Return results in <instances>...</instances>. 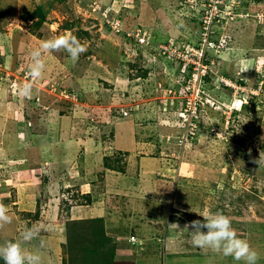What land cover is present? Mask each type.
<instances>
[{
	"label": "rangeland",
	"instance_id": "374dc122",
	"mask_svg": "<svg viewBox=\"0 0 264 264\" xmlns=\"http://www.w3.org/2000/svg\"><path fill=\"white\" fill-rule=\"evenodd\" d=\"M200 1L0 0V204L12 218L0 246L19 243L41 264H109L99 230L70 236L103 218L116 264H164L173 235L191 253L179 259L202 264L215 253L193 246L186 223L207 212L230 215L241 238L255 224L264 228V165L251 162L264 152V0H225L231 6L206 55L210 72L189 90L205 103L186 142L177 112L187 99L169 89L193 76L188 68L203 54L180 61L163 49L197 48L208 8ZM68 33L86 51L75 62L63 50L45 54L43 76L30 81L31 52ZM28 82L30 99L17 94ZM117 187L143 195L123 198ZM88 191L99 197L91 192L89 201ZM28 228L38 235L25 242ZM148 229L156 239L147 240Z\"/></svg>",
	"mask_w": 264,
	"mask_h": 264
},
{
	"label": "clouds",
	"instance_id": "9594fccd",
	"mask_svg": "<svg viewBox=\"0 0 264 264\" xmlns=\"http://www.w3.org/2000/svg\"><path fill=\"white\" fill-rule=\"evenodd\" d=\"M61 50L66 51L71 60L75 62L86 51V48L70 33L42 41L39 47L31 52V62L28 68L30 81L34 82L43 76L45 64L42 57L47 53ZM186 83L187 80L181 88H175V93L172 95L182 98ZM17 94L30 99L33 94V83L28 82L18 86ZM175 105L177 106V104ZM242 105L243 102L240 108ZM251 162L258 166L264 165V152H260L258 158H252ZM202 217L203 220H193L184 225V229H191L189 232L193 246L211 250L213 253L224 257L230 256L235 261H243V264H257L258 253L250 247L247 240L237 236L227 216L222 213L211 214L206 212ZM11 222L12 218L8 215L6 207L0 204V228L11 224ZM37 235L38 229L28 228L21 233V239L27 242L35 239ZM0 259L4 261V264H41L39 254L24 251L21 245L16 242H8L0 246Z\"/></svg>",
	"mask_w": 264,
	"mask_h": 264
},
{
	"label": "built area",
	"instance_id": "2783aa9c",
	"mask_svg": "<svg viewBox=\"0 0 264 264\" xmlns=\"http://www.w3.org/2000/svg\"><path fill=\"white\" fill-rule=\"evenodd\" d=\"M200 3L203 6L208 5V8H203L206 14V18L202 19L203 20V37L200 38L199 42L196 45V49H194L192 52L189 51V53H184V51L186 52L185 49H183V51L180 50V48L175 49V47L171 46L170 44H168V46L164 47L163 49V53L164 54H169L170 56H172V58H178L180 61H184L185 59L190 58L189 54L191 57H193L192 61H196V57L199 54L202 53L203 54V63L202 64H198L197 66L194 65V63H191L190 67L188 68L191 74L193 71V76L190 77L189 79H187V83L185 85V89L183 90L184 95L182 96V98L184 100H186V102L184 103V107L180 109L178 116L180 119H182V123L185 126L186 132L184 135H182V137L180 138V141L185 140L186 142L189 139H193L194 135L196 134V128H197V119H193V117H199L197 116L198 114V110L200 108V103H205L200 102V100H197V95L198 94H193L191 97L189 96V93L191 91V85H193L192 87H194L199 81L203 79H205L207 77V75L209 74V59L206 58L207 55V51H208V47L209 45L212 44L211 39L213 37H215L216 33H213V29H215L216 25L218 23H222V19L223 18V11H225L224 9H228L231 5H228L225 3V0H211L210 3L208 4L207 1L202 0L200 1ZM213 12V13H212ZM212 13V14H211ZM211 14V15H209ZM209 15V16H207ZM211 16V17H210ZM201 20V21H202ZM138 37V36H137ZM139 43L143 44L145 43V40L142 36H139L138 39ZM214 40V39H213ZM171 50V51H170ZM189 60V59H188ZM182 63V62H181ZM201 66V67H199ZM187 68L183 67V70H186ZM195 69V70H194ZM223 84L225 85H232L233 83H231L230 81H225ZM229 85V86H230ZM169 92L171 93H175V91H172L171 89H169ZM199 93V90L197 91ZM201 92V90H200ZM199 107V108H198Z\"/></svg>",
	"mask_w": 264,
	"mask_h": 264
},
{
	"label": "crops",
	"instance_id": "0c3cea01",
	"mask_svg": "<svg viewBox=\"0 0 264 264\" xmlns=\"http://www.w3.org/2000/svg\"><path fill=\"white\" fill-rule=\"evenodd\" d=\"M7 49V48H6ZM11 149V151H16L15 149H13V147L11 146V148H9V150ZM135 156V155H133ZM144 158V157H141V159ZM142 162V161H141ZM112 178V177H110ZM114 178V177H113ZM112 178V179H113ZM121 178V177H120ZM119 177L116 176V180H121ZM142 179V177H141ZM148 179V178H147ZM118 182V181H117ZM82 184V183H81ZM160 189V188H159ZM113 191H116V194H119L123 197V198H126L127 194H130L131 193H134L136 195L137 198H140L141 195H143V193H140L138 192L137 193V190L135 191H130L127 189H124L122 187H117L116 189H113ZM90 192V191H88ZM92 192V199L96 198V197H99L98 195L95 197V192L91 191ZM128 192V193H126ZM106 194V193H105ZM126 194V195H125ZM153 196V195H152ZM155 198V200L158 201V196L157 195H154L153 196ZM142 198H145V197H142ZM160 199L162 200V197H160ZM95 200V199H94ZM157 216V215H156ZM230 216V215H229ZM228 216V217H229ZM157 218V217H156ZM155 218V219H156ZM158 218H161V216H158ZM234 220L238 221V222H241V220H243V218L241 217H234ZM156 221V220H155ZM155 224L157 225L158 223L155 222ZM234 223L231 221V225H233ZM248 225V224H247ZM253 225V224H252ZM262 226V225H261ZM157 227V226H156ZM251 227V226H250ZM152 228V227H151ZM252 229H247L246 231V235L245 237H242V239H245L247 240V242L250 244V247L255 250L257 253H258V256H259V248L258 246H261L262 244L264 245V228H261L260 225L258 224H255L253 225V227H251ZM160 229L157 227V230L156 231H159ZM144 231V230H143ZM263 232V233H262ZM145 236H148L147 240H153L156 239V236L157 234H153L150 229H148L146 232H145ZM145 236H144V239H145ZM150 236V237H149ZM239 238H241V236L237 235ZM167 239H169L168 242L165 243V252L163 253L164 256H166V259L164 258V264H171V261H169L171 258H175V260L178 262L180 261H184V260H180L179 257H189L191 253L189 252H186V251H183L181 249H179L180 245L179 243L173 241L172 239L175 238V236H167L166 237ZM120 240V239H118ZM167 244H168V248H167ZM116 245V244H115ZM255 245V247L253 246ZM257 246V247H256ZM120 254L117 252V249L116 251L114 252V255H112V258L114 260V262H118L119 259L121 258H117L119 257ZM261 256V255H260ZM117 258V259H116ZM147 261L146 263H154V261H150L148 260V258H146ZM173 262V261H172ZM260 261L258 260L257 261V264L259 263ZM175 264H177L175 261H174ZM185 261L182 263L184 264ZM243 264V261H235L232 257H224L222 255H219V254H213V255H210V261L208 260H203L202 264ZM185 264H196L194 263V261H189L188 263H185Z\"/></svg>",
	"mask_w": 264,
	"mask_h": 264
},
{
	"label": "trees",
	"instance_id": "16d2710c",
	"mask_svg": "<svg viewBox=\"0 0 264 264\" xmlns=\"http://www.w3.org/2000/svg\"><path fill=\"white\" fill-rule=\"evenodd\" d=\"M240 80H243V79H238V81H240ZM240 83L243 84V81L242 82L240 81ZM105 167L110 168V169H114V170H118V171L119 170L120 171H124L125 170L122 167H120V168L116 167L112 162H109L107 160H105ZM87 194L89 195V201H91V192L90 193H87ZM103 220H104L103 218H100V219H92V221H90L91 222V225L88 224V225H86V227L83 226L81 228V230H80V227H76L75 226L74 227V231L72 230V233L70 235L71 236V240L74 238V235L75 236L78 235V236H76V240H77V237L80 238V235L82 233H87L88 231L96 230V229L99 230L100 231V235L103 238L102 241H100V245H99L100 246V249H103L104 250V253H105V251L108 253L109 256H108V260L107 261H109V264H116L114 262L113 258H112V255H114V252L116 251V245L114 243H112V239H108V238H106L107 240L104 239L106 233H105V230H104L105 227L103 225ZM99 224H102V226H100ZM88 240H90V239H88ZM109 248L111 249V254H109V252L107 250ZM87 250H88V248H87ZM86 256H87V254H86ZM84 261L85 262H88V264H95L94 261H88V260H84ZM101 264H104V263L102 262Z\"/></svg>",
	"mask_w": 264,
	"mask_h": 264
}]
</instances>
